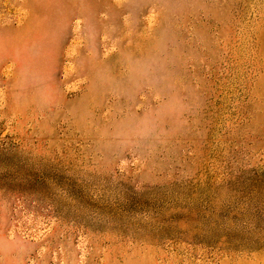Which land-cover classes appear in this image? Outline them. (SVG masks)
Masks as SVG:
<instances>
[{
  "label": "rangeland",
  "instance_id": "374dc122",
  "mask_svg": "<svg viewBox=\"0 0 264 264\" xmlns=\"http://www.w3.org/2000/svg\"><path fill=\"white\" fill-rule=\"evenodd\" d=\"M0 264H264V0H0Z\"/></svg>",
  "mask_w": 264,
  "mask_h": 264
}]
</instances>
